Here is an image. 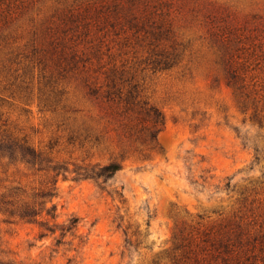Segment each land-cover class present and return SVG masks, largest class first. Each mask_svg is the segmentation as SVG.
Masks as SVG:
<instances>
[{
  "label": "rangeland",
  "instance_id": "obj_1",
  "mask_svg": "<svg viewBox=\"0 0 264 264\" xmlns=\"http://www.w3.org/2000/svg\"><path fill=\"white\" fill-rule=\"evenodd\" d=\"M155 45L178 56L173 67L147 65ZM232 55L264 80V0H0V132L69 170L121 164L74 179L0 156V195L41 200L55 186L50 224L79 218L74 234L40 237L38 222L0 211V264H167L193 226L264 230V128L227 83ZM115 65L165 114L159 148L126 137V119L88 94ZM121 222L138 247L126 249ZM236 248L264 264L259 242Z\"/></svg>",
  "mask_w": 264,
  "mask_h": 264
},
{
  "label": "trees",
  "instance_id": "obj_2",
  "mask_svg": "<svg viewBox=\"0 0 264 264\" xmlns=\"http://www.w3.org/2000/svg\"><path fill=\"white\" fill-rule=\"evenodd\" d=\"M163 35L164 32L156 34L155 38L160 39ZM73 59H75V55H73ZM177 59L178 56L174 52H170L166 48H158L155 45L145 62L155 71L167 70L176 64ZM240 59H242L240 55L235 60L232 55L228 60L225 67L227 83L234 89L241 108L245 111L251 109V119L259 127L264 128V80H257L253 74L248 80L247 60ZM87 87L88 94L92 98L108 104L120 117L126 119L121 125L126 137L140 141L148 150L159 148L158 137L166 123V116L159 107L150 102L144 94L143 86L135 80L134 74L129 77L124 67L119 68L115 65L106 72L103 83L89 82ZM49 105L51 106V104ZM255 151L254 160L257 162L259 161L258 148H255ZM0 156L38 166L40 170L56 173V176L60 175L61 171H64L65 177L66 173H75L74 179H108L121 169L119 162L111 161L106 164L76 166L73 170H69L53 164L52 160L43 158V152L33 147L26 139L7 132H0ZM51 183L55 184V182ZM225 186L229 187L230 182H227ZM17 192L18 188H15L13 193ZM56 195L55 186L38 192L36 197L41 200L22 201L8 198V195L2 194L0 195V211L9 218L38 222L44 230L40 237H44L48 233H55L58 229L61 230L62 237H65L67 233L74 234L79 224L77 216L69 218L67 223L50 224L51 220L58 218L57 203L53 202ZM49 202L51 204L47 206ZM248 224L242 227L238 223L229 229H225L227 225L217 227L199 224L187 232L182 230L176 236L172 249L166 253L167 264H253L249 262L250 256L246 257V253L236 247H243L244 242L249 244L259 242L260 249L264 250V230L250 234ZM122 225L121 222L118 227L123 228L126 249L138 247L140 244L138 238L134 241L129 235V226L124 228ZM138 234L139 232L136 231L132 235ZM247 234L249 236L244 239V235ZM59 242L61 243V241ZM1 264L11 263L2 262ZM154 264H160V262L154 261Z\"/></svg>",
  "mask_w": 264,
  "mask_h": 264
}]
</instances>
